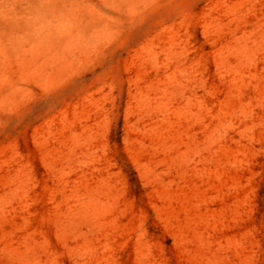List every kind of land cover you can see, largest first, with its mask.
<instances>
[{"label":"rangeland","instance_id":"374dc122","mask_svg":"<svg viewBox=\"0 0 264 264\" xmlns=\"http://www.w3.org/2000/svg\"><path fill=\"white\" fill-rule=\"evenodd\" d=\"M0 264H264V0H0Z\"/></svg>","mask_w":264,"mask_h":264}]
</instances>
